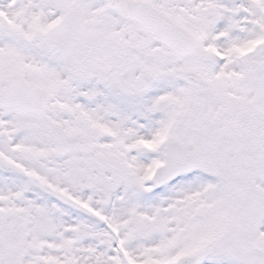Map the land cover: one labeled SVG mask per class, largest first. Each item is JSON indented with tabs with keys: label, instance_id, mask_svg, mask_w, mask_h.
I'll return each mask as SVG.
<instances>
[{
	"label": "snow or ice",
	"instance_id": "1",
	"mask_svg": "<svg viewBox=\"0 0 264 264\" xmlns=\"http://www.w3.org/2000/svg\"><path fill=\"white\" fill-rule=\"evenodd\" d=\"M0 264H264V0H0Z\"/></svg>",
	"mask_w": 264,
	"mask_h": 264
}]
</instances>
